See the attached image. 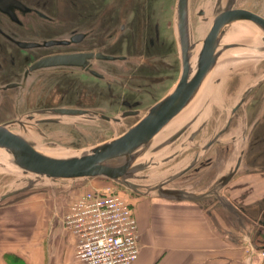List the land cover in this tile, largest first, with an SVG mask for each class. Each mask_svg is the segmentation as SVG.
Returning <instances> with one entry per match:
<instances>
[{"label":"water","instance_id":"1","mask_svg":"<svg viewBox=\"0 0 264 264\" xmlns=\"http://www.w3.org/2000/svg\"><path fill=\"white\" fill-rule=\"evenodd\" d=\"M153 2L0 0V207L101 177L264 234L224 190L264 172V0H174L170 46Z\"/></svg>","mask_w":264,"mask_h":264},{"label":"crops","instance_id":"2","mask_svg":"<svg viewBox=\"0 0 264 264\" xmlns=\"http://www.w3.org/2000/svg\"><path fill=\"white\" fill-rule=\"evenodd\" d=\"M261 173L264 175V172ZM226 191L233 203L245 204L254 215L264 217V190H250L246 196L248 201L238 200L232 191ZM136 196L138 200L133 203L141 252L132 264H264V257L260 254L264 242L257 245L259 235L251 231V225L240 229L228 227L230 230L226 231L218 227L206 210L191 202ZM52 229L53 221L49 224L44 263H32L84 264L76 256L75 238L69 232L67 235L73 246H67L61 238L57 249L51 250ZM260 237L264 240V234ZM10 250L0 246V264H9L7 253Z\"/></svg>","mask_w":264,"mask_h":264},{"label":"rangeland","instance_id":"3","mask_svg":"<svg viewBox=\"0 0 264 264\" xmlns=\"http://www.w3.org/2000/svg\"><path fill=\"white\" fill-rule=\"evenodd\" d=\"M156 2L157 4L153 2L155 3L153 5L157 6V9H160L159 6L162 5L160 19L163 21L165 17L163 5L166 4V0H156ZM121 51H125V46H123ZM173 83L174 80L165 83V87L158 91L156 96L164 94ZM153 97L150 94H144L141 101L142 103H148L155 99ZM76 142L79 143L78 141ZM253 173L261 172L257 171ZM251 180L252 178H248L246 181ZM106 187H111L114 190L122 192L132 203L138 200V196L129 191V189L109 179L98 177L92 179L80 188L71 190L67 195H60L55 198L46 193L37 194L23 201L20 200L14 204L0 207V246L11 249L7 253L9 264H33L32 262L37 263L38 261L44 263V254L51 221H53V229L49 242L51 250L57 249V242L61 238L66 241L67 246L72 247L73 243L67 235L68 231L63 226L62 218L64 212L68 210L72 199L80 190ZM250 190L257 189H253L250 183L248 185L247 182L239 190L233 187L230 191H232L236 199L248 201L249 198L246 199V196H248L247 194H249ZM259 190H264V186Z\"/></svg>","mask_w":264,"mask_h":264},{"label":"built area","instance_id":"4","mask_svg":"<svg viewBox=\"0 0 264 264\" xmlns=\"http://www.w3.org/2000/svg\"><path fill=\"white\" fill-rule=\"evenodd\" d=\"M62 220L84 264H132L140 256L138 220L122 192L111 187L80 190ZM260 254L264 257V248Z\"/></svg>","mask_w":264,"mask_h":264},{"label":"bare ground","instance_id":"5","mask_svg":"<svg viewBox=\"0 0 264 264\" xmlns=\"http://www.w3.org/2000/svg\"><path fill=\"white\" fill-rule=\"evenodd\" d=\"M173 4H174V0H166V7L168 8V10H167V18H166V21H165V30H164L163 34H164V37L166 39V42H167L168 46L171 45L170 32H169L170 31V26H169L168 23H169V20L171 19V13H172ZM237 177H236L234 185L237 186L236 190H239L241 185L244 184L242 179L243 178H249V177H251V175H245V176L238 177V178ZM253 177H255V178H253ZM251 178H253V180L251 181L252 182V188H255L257 190L262 189L263 184H264V180L260 176H258V178H256V176H252ZM259 178H261V179H259Z\"/></svg>","mask_w":264,"mask_h":264},{"label":"flooded vegetation","instance_id":"6","mask_svg":"<svg viewBox=\"0 0 264 264\" xmlns=\"http://www.w3.org/2000/svg\"><path fill=\"white\" fill-rule=\"evenodd\" d=\"M135 1V0H134ZM101 6V5H100ZM91 8H92V10L94 9V6L93 5H91ZM168 9V8H167ZM173 9H174V4H173V7H172V11H173ZM134 16H135V10L134 11H129V16H128V19L129 20H132L133 18H134ZM169 26L172 24V13H171V19L169 20ZM94 45H95V43L91 46V49H93L94 48ZM123 46H125V49L127 48V41L126 42H124L123 43ZM124 54H125V51L123 52ZM169 74H171V73H169ZM90 77L92 78L93 77V75H90ZM245 175H251V177L252 176H256V178H258V176H260L263 180H264V175H263V173H246V174H242V175H239L238 177H242V176H245ZM237 177V178H238ZM251 177H249V178H251ZM253 178H255V177H253ZM253 178H252V180H253ZM261 178H259V179H261ZM235 180H236V178L235 179H233L230 183H228L226 186H225V188H224V190H231V188H233V187H235V189H237V186H235L234 185V183H235ZM246 180H248V178H243L242 179V181H243V185H245L247 182H248V185H249V183H250V185H251V187H252V180L251 181H246ZM243 185H241V187L243 186ZM263 186H264V184H263ZM240 187V188H241ZM239 188V189H240ZM253 189H255V188H253ZM258 241H260V242H257V245H262L263 244V242H264V240H262V238L260 237V235L256 238Z\"/></svg>","mask_w":264,"mask_h":264}]
</instances>
